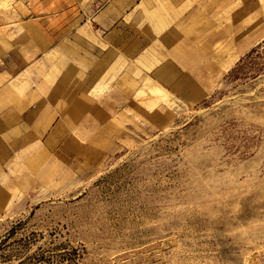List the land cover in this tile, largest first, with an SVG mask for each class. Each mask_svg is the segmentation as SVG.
<instances>
[{"label": "rangeland", "instance_id": "374dc122", "mask_svg": "<svg viewBox=\"0 0 264 264\" xmlns=\"http://www.w3.org/2000/svg\"><path fill=\"white\" fill-rule=\"evenodd\" d=\"M30 103L0 264H264V0H0V115Z\"/></svg>", "mask_w": 264, "mask_h": 264}, {"label": "crops", "instance_id": "0c3cea01", "mask_svg": "<svg viewBox=\"0 0 264 264\" xmlns=\"http://www.w3.org/2000/svg\"><path fill=\"white\" fill-rule=\"evenodd\" d=\"M136 1L114 0V4L117 6H133ZM239 33L237 34L239 35ZM226 37L229 38V36ZM169 69L170 65L165 64L159 71L166 72ZM194 92L190 94V97H195ZM38 114L35 103H30L22 108L8 109L6 113L0 115V159L10 157L16 145H19L24 139L29 142L37 141L38 133L44 129V124L39 126Z\"/></svg>", "mask_w": 264, "mask_h": 264}, {"label": "bare ground", "instance_id": "6f19581e", "mask_svg": "<svg viewBox=\"0 0 264 264\" xmlns=\"http://www.w3.org/2000/svg\"><path fill=\"white\" fill-rule=\"evenodd\" d=\"M246 46H247V42H245V43L243 42V43L241 44V46H240L241 50L244 49ZM153 89H154V88H153ZM194 96H195V97L198 96V92L195 91V92H194Z\"/></svg>", "mask_w": 264, "mask_h": 264}]
</instances>
